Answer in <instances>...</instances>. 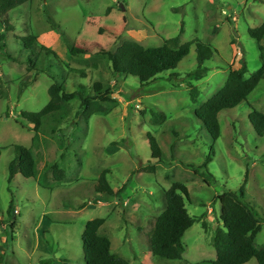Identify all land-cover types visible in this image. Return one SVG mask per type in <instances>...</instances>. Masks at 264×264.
<instances>
[{
  "label": "rangeland",
  "instance_id": "374dc122",
  "mask_svg": "<svg viewBox=\"0 0 264 264\" xmlns=\"http://www.w3.org/2000/svg\"><path fill=\"white\" fill-rule=\"evenodd\" d=\"M7 16L13 29L0 52V90L7 94L0 101V264H85L83 235L95 219L106 220L100 235L129 264H212L222 224L218 197L241 188L261 220L256 245L264 247V135L251 121L253 111L264 114V81L247 101L219 114L218 139L196 116L242 61L247 79L262 68L264 39L258 43L250 30L264 23V0H32ZM30 35L56 54L43 55L33 70L17 39ZM175 37L182 45L212 48L205 78L190 76L198 68L196 47L176 70L144 87L135 77L117 76L106 55L126 41L148 49ZM73 47L87 54L72 55ZM25 80L30 85L19 99ZM56 83L69 94L101 83L112 90L111 102L87 117L76 96L45 117L36 133L24 114L42 111ZM191 86L199 92L197 103ZM149 134L163 152L161 162L152 157ZM20 147L34 154L36 178L19 174L9 184ZM56 165L65 172L60 180ZM106 170L115 191L127 185L116 198L96 193ZM174 183L188 188L186 207L198 220L183 239L182 261L156 257L150 248Z\"/></svg>",
  "mask_w": 264,
  "mask_h": 264
},
{
  "label": "trees",
  "instance_id": "16d2710c",
  "mask_svg": "<svg viewBox=\"0 0 264 264\" xmlns=\"http://www.w3.org/2000/svg\"><path fill=\"white\" fill-rule=\"evenodd\" d=\"M32 0H0V52H6L4 44L7 33L13 29L8 24V13ZM5 25V30L1 29ZM250 36L260 43L264 39V23L250 30ZM21 44V50L27 53L25 63L29 70L37 69L42 56H56L46 46H39L36 36L30 35L17 38ZM192 47L198 52V68L190 75L194 80H200L208 75L209 70L205 66L214 56L210 46L200 42L180 43V38L175 37L165 40L162 47L145 48L137 42H124L115 53L108 52L109 62L112 64L114 73L117 76L135 77L144 87L153 83L163 73L176 70L179 64L186 59ZM262 68L251 78L247 79L248 67L241 62V68L231 70L224 87L219 93L206 102L198 111L196 116L204 123L211 135L218 139L221 135L219 114L225 110L238 107L247 101L249 96L264 81V53L260 46ZM72 55L87 54L86 50H79L75 47L70 49ZM9 60L10 55H7ZM29 80V79H28ZM21 82L19 86V99L29 81ZM81 87L80 91L69 94L65 86L59 83L54 84L50 90L49 104L38 113H27L24 117L35 125V132L41 129L43 119L53 115L62 109L64 101H72L78 96L85 109V115L91 117L103 111V103L111 102L112 90L105 89L101 83H96L92 91ZM191 98L197 103L199 92L191 86ZM7 97V94L0 90V101ZM251 121L261 136L264 135V114L253 111ZM149 144L152 157L161 162L163 152L156 138L149 134ZM0 149V156L2 155ZM207 160L206 163H209ZM205 163V167L207 164ZM54 177L60 180L65 172L60 170L58 165L53 167ZM156 171V167L150 169ZM109 170L102 173L96 184V193L106 198H116L122 191H115L108 182ZM21 174L26 179L36 178V161L30 149L20 147L18 157L9 165L8 182L11 184L17 175ZM249 172H247L248 176ZM130 182V180H129ZM128 182V183H129ZM166 193V209L157 218L152 234L150 236V248L154 256L170 261H182L185 253L183 239L186 233L197 223V219L191 217L186 207V201L190 194L188 188L182 183H174ZM222 205L221 225L216 230L214 248L217 258L212 264H249L256 260L258 264H264V247H257L256 238L262 231L261 220L251 204L246 202L244 189L239 191H227L218 197ZM10 209H13L11 204ZM105 219H95L87 223L83 235L85 264H129L124 259L112 254V243L109 238L101 236L100 230L105 225Z\"/></svg>",
  "mask_w": 264,
  "mask_h": 264
},
{
  "label": "crops",
  "instance_id": "0c3cea01",
  "mask_svg": "<svg viewBox=\"0 0 264 264\" xmlns=\"http://www.w3.org/2000/svg\"><path fill=\"white\" fill-rule=\"evenodd\" d=\"M213 261H215V260L213 259ZM213 261H212V262H213Z\"/></svg>",
  "mask_w": 264,
  "mask_h": 264
}]
</instances>
